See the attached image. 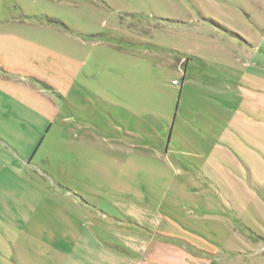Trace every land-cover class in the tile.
<instances>
[{
	"label": "rangeland",
	"instance_id": "obj_1",
	"mask_svg": "<svg viewBox=\"0 0 264 264\" xmlns=\"http://www.w3.org/2000/svg\"><path fill=\"white\" fill-rule=\"evenodd\" d=\"M165 263L264 264V0H0V264Z\"/></svg>",
	"mask_w": 264,
	"mask_h": 264
},
{
	"label": "crops",
	"instance_id": "obj_2",
	"mask_svg": "<svg viewBox=\"0 0 264 264\" xmlns=\"http://www.w3.org/2000/svg\"><path fill=\"white\" fill-rule=\"evenodd\" d=\"M130 224H132V223L130 222ZM140 248H141V247H140ZM137 251H139L138 248H137ZM144 255H145L144 257H146V256H147V257H150L149 260H150V259L153 260V259H154V256H155V254H154V255L152 254L151 256H148V254H146V252L144 253ZM165 264H168V263H165Z\"/></svg>",
	"mask_w": 264,
	"mask_h": 264
}]
</instances>
